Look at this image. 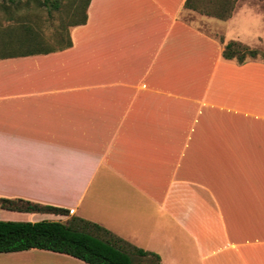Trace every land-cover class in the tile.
<instances>
[{
  "label": "crops",
  "instance_id": "obj_1",
  "mask_svg": "<svg viewBox=\"0 0 264 264\" xmlns=\"http://www.w3.org/2000/svg\"><path fill=\"white\" fill-rule=\"evenodd\" d=\"M186 2L90 0L69 47L0 57V198L69 211L0 221L79 217L151 264H264V61L223 56L258 33L221 41ZM0 264L87 263L31 249Z\"/></svg>",
  "mask_w": 264,
  "mask_h": 264
},
{
  "label": "trees",
  "instance_id": "obj_2",
  "mask_svg": "<svg viewBox=\"0 0 264 264\" xmlns=\"http://www.w3.org/2000/svg\"><path fill=\"white\" fill-rule=\"evenodd\" d=\"M192 1L187 0L186 8L196 10ZM89 2L90 0H87L82 17L70 26L86 21ZM55 8L59 9V4L56 3ZM231 15L232 11H227L217 14L216 17L224 21ZM70 45L71 43L67 41L66 44L57 47L49 46L41 34L32 31H27L24 35H16L11 29H7L0 33V57L47 54L65 49ZM259 55L258 50L250 49L236 41L226 44L223 51L225 59L236 60L240 64L246 62L247 57L258 58ZM262 58L264 60V55ZM0 207L17 212L69 214L68 210L62 208L41 205L20 198H0ZM31 249L66 254L87 264H135L134 254L150 255L149 252L131 245L99 224L79 217H71L66 223L50 220L0 221V253H15ZM155 256L159 259V256Z\"/></svg>",
  "mask_w": 264,
  "mask_h": 264
},
{
  "label": "rangeland",
  "instance_id": "obj_3",
  "mask_svg": "<svg viewBox=\"0 0 264 264\" xmlns=\"http://www.w3.org/2000/svg\"><path fill=\"white\" fill-rule=\"evenodd\" d=\"M87 0H0V33L11 29L16 35L27 31L41 34L49 46H60L67 42L69 26L79 20ZM196 10H186L181 16L203 32L218 39L230 35L251 37L258 33L257 46L249 47L264 55V0H193ZM59 4V9L55 4ZM230 12L228 20L216 16ZM62 36V37H59ZM246 39V38H245ZM247 59H252L247 57ZM25 222V221H23ZM32 222V221H28ZM135 264H151L152 261L133 255Z\"/></svg>",
  "mask_w": 264,
  "mask_h": 264
}]
</instances>
